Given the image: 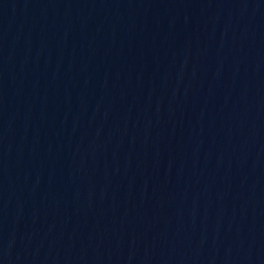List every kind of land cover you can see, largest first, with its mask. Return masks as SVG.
Instances as JSON below:
<instances>
[{
    "label": "water",
    "instance_id": "1",
    "mask_svg": "<svg viewBox=\"0 0 264 264\" xmlns=\"http://www.w3.org/2000/svg\"><path fill=\"white\" fill-rule=\"evenodd\" d=\"M0 264H264V0H0Z\"/></svg>",
    "mask_w": 264,
    "mask_h": 264
}]
</instances>
